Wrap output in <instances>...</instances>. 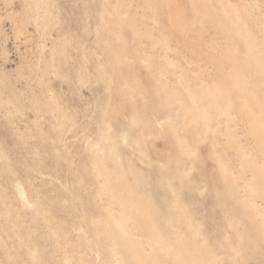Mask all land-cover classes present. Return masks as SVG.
<instances>
[{"label": "rangeland", "instance_id": "rangeland-1", "mask_svg": "<svg viewBox=\"0 0 264 264\" xmlns=\"http://www.w3.org/2000/svg\"><path fill=\"white\" fill-rule=\"evenodd\" d=\"M122 263L264 264V0H0V264Z\"/></svg>", "mask_w": 264, "mask_h": 264}, {"label": "bare ground", "instance_id": "bare-ground-1", "mask_svg": "<svg viewBox=\"0 0 264 264\" xmlns=\"http://www.w3.org/2000/svg\"><path fill=\"white\" fill-rule=\"evenodd\" d=\"M99 170H101V169H99ZM120 171H121V170H120ZM103 172H104L103 175H104V174L106 175L108 171L105 172V171L103 170ZM108 173H109V172H108ZM123 173H124V172H123ZM123 173H122V176L125 174V173H124V174H123ZM101 174H102V173H101ZM120 175H121V173H120ZM125 175H126V174H125ZM115 176H116V175H115ZM124 177H125V176H124ZM124 177H123V178H124ZM106 178H108V177L106 176ZM118 178H119V177H118ZM118 178H117L116 180H118ZM120 178H121V179H120ZM120 178H119V179H120V180H119L120 183H118V184H121V180L123 179L121 176H120ZM124 179H125V178H124ZM125 181H126V180H125ZM122 182H123V181H122ZM127 182H128V181H127ZM116 184H117V182H116ZM116 184H115V185H116ZM118 184H117L116 186H118ZM128 184H129V183H128ZM111 185H113V184H111ZM113 186H114V185H113ZM130 186H131V184H130ZM125 187H126V186H125ZM125 187H124V188H125ZM124 188H123V189H124ZM131 188H133V187H131ZM101 189H102V188H101ZM125 189H126V188H125ZM134 190H135V189H134ZM124 192H125V191H124ZM125 193H126V192H125ZM135 193H136V192H135ZM126 194H127V193H126ZM136 194H137V193H136ZM106 195H107V194H106ZM103 196H104V195H103ZM127 196H128V195H127ZM105 197H106V196H105ZM128 197H129V196H128ZM111 200H112V198H111ZM125 200L130 201L128 198L125 199ZM121 201H122V200H120V203H121ZM130 202H132V201H130ZM130 202H129V203H130ZM125 203H126V201H125ZM122 205H123V204H122ZM118 207H119V206H118ZM134 207H135V206L133 205L132 209H133ZM144 208H145V206H144ZM133 210H135V209H133ZM148 211H149V210H148ZM134 212H135V211H134ZM136 212H137V211H136ZM136 212H135V213H136ZM145 212H146V211H145ZM147 214L150 216V213H149V212H147ZM136 215H137V214H136ZM110 216H111V215H110ZM147 217H148V216H147ZM104 220H105V219H104ZM170 222L173 223V221H170ZM170 222H169V223H170ZM168 227H169V226H168ZM128 230H129V229H128ZM145 230H146V229H145ZM149 231H150V230H149ZM151 232H152V231H151ZM143 233H144V231H143ZM173 233H175V231H174ZM153 236H154V235H153ZM157 236H158V235H157ZM171 236H172V235H171ZM146 237H147V236H146ZM165 237H166V236H165ZM172 237H173V236H172ZM175 237L177 238V236H175ZM160 238H161V237H160ZM168 238H170V236H169ZM131 239H132V238H131ZM136 239H137V238H136ZM163 241H164V240H163ZM163 241H162V242H163ZM177 241H178V240H177ZM171 242H172V240H171ZM190 242H191V241H190ZM172 243L174 244L175 242H172ZM162 252H163V251H162ZM163 253H164V252H163ZM160 258H161V257H160ZM125 263H126V262H125ZM132 263H134V262H132ZM122 264H123V263H122ZM138 264H139V263H138Z\"/></svg>", "mask_w": 264, "mask_h": 264}]
</instances>
